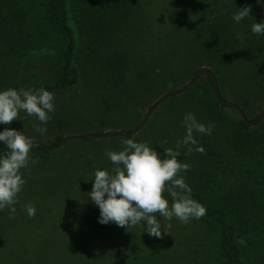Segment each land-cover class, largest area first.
<instances>
[{
  "label": "rangeland",
  "instance_id": "1",
  "mask_svg": "<svg viewBox=\"0 0 264 264\" xmlns=\"http://www.w3.org/2000/svg\"><path fill=\"white\" fill-rule=\"evenodd\" d=\"M256 1L264 12V0ZM38 2L0 0V91L43 88L53 94L55 111L41 125L47 128L43 136L34 130L39 121L23 111L19 120L0 124V131L5 127L21 131L44 148L55 147L59 142L51 145L56 136L82 138L49 151L47 159L44 151L31 150L30 158L38 163L21 169L25 183L13 205L15 213L7 207L0 210V264H84L91 259L90 253L109 259L101 260L103 264H214L198 219L184 224L175 217L169 221L157 216L161 238L148 235L143 221L142 226L127 230L111 222L100 224L99 208L88 196L94 172L110 171L113 165L105 151L122 150L121 141L129 138L116 135L86 141L84 137L133 130L157 100L186 86L201 69L214 75L222 100L241 109L248 121L258 117L264 112V43L252 33L251 25L264 21L260 11L236 0L232 6L238 10L250 7L251 12L239 23L233 22L232 35L204 39L198 35V39L191 24H200L208 0H132L128 18L119 23L122 30L107 44L102 43L100 31L88 30L96 17L84 16L85 28L80 29L83 22H75L79 81L70 88L51 91L46 86L57 78L58 46L36 28ZM6 24L13 28L8 31V42L17 48L4 54ZM19 29L30 35L23 38ZM114 52L125 55L129 62L124 84L118 87L97 73L104 58ZM215 97L214 88L202 74L191 87L162 99L130 138L146 142L163 158V149L176 150V141L185 135L187 113L205 126L213 124L202 110L216 102ZM223 111L236 121L241 119L232 106ZM263 126L264 121L252 124L251 129L258 134ZM193 135L202 148L203 143L218 151L222 148V138L214 131ZM179 151L178 160L190 165L179 175L192 193L193 172L199 168L201 153L186 154V146ZM164 197L172 203L167 191ZM27 204L34 205V218L27 215L23 207Z\"/></svg>",
  "mask_w": 264,
  "mask_h": 264
},
{
  "label": "trees",
  "instance_id": "2",
  "mask_svg": "<svg viewBox=\"0 0 264 264\" xmlns=\"http://www.w3.org/2000/svg\"><path fill=\"white\" fill-rule=\"evenodd\" d=\"M131 1L39 0V24L36 28L47 33L58 46L57 78L52 85L46 86L47 89H67L79 81V70L74 59L79 46L75 22H83L80 26L82 30L86 24L84 16L96 17L97 22L95 25L91 24L88 30L100 31L102 43L107 44L115 39L118 29L122 30L119 23L122 24V20L124 22L128 18ZM239 1L243 2V6H257L256 0ZM235 2L236 0H208L200 24H191L194 36L229 38L234 22L232 17L238 11L232 6ZM256 9L261 11L260 8ZM134 12L135 10L132 11ZM3 30L7 39H4L7 48L3 52L12 53L17 46L9 44L7 36L10 35L8 31L13 32V28L6 24ZM22 35L26 38L30 34L23 32ZM257 35L264 43V34ZM128 64L125 55L114 52L104 58L97 73L108 80L109 84L118 87L124 84ZM203 75L214 88L211 77ZM215 96L217 101L205 106L202 111L215 124L212 131L222 138V148L218 151L210 145L202 144L204 152L200 155L198 170L193 172L195 189L191 193L192 198L206 209V214L198 219L202 223V234L206 240L203 243L211 250L214 264H264V130L256 134L251 129L252 125L247 126L241 119L236 121L228 116L223 110L231 106L222 101L220 93H215ZM263 121L264 115L254 124L258 125ZM122 136L130 138V135ZM61 139L62 137L56 136L51 146ZM33 149L44 151L46 155L43 157L47 159L49 151L46 148L34 145ZM6 151V146L0 141V155ZM239 237L244 238L245 244L237 243ZM90 255L91 259L85 260L84 264H103V259L105 262L109 261L97 253Z\"/></svg>",
  "mask_w": 264,
  "mask_h": 264
},
{
  "label": "clouds",
  "instance_id": "3",
  "mask_svg": "<svg viewBox=\"0 0 264 264\" xmlns=\"http://www.w3.org/2000/svg\"><path fill=\"white\" fill-rule=\"evenodd\" d=\"M250 12V7H244L232 18L239 23L248 17ZM251 31L253 34H264V21L253 23ZM53 100V94L43 88L2 90L0 124L9 125L14 120H19V113L23 111L27 116L35 117L39 121V124L34 125V130L43 136L47 128L41 125H46L51 119L49 113L55 111ZM183 126L186 132L182 139L176 141V150L164 148L163 158L161 153L146 142H136L131 138L121 141L124 145L122 150L105 151L104 154L113 167L110 171L95 170L92 189L88 193L91 201L99 208L100 224L111 222L127 230L136 225L142 226L143 221L146 224L144 231L148 235L161 238V224L157 216L169 221L175 217L187 224L191 219H200L206 214V209L192 198L190 186L179 175L181 172H187L190 165L181 163L178 157L181 155V146H186V154L194 150L203 153L204 149L198 145L193 133L211 135L215 124L205 126L192 113H187ZM0 141L7 148V151L0 155V210L7 207L10 213H15L13 205L18 202V194L25 183L21 169L27 168L29 163H38V159L30 158L34 138L5 127L0 131ZM166 143V140L163 141L161 147ZM165 191L172 198L171 204L164 197ZM23 207L30 218L35 217L34 205L27 204ZM237 243L245 244L244 238L239 237Z\"/></svg>",
  "mask_w": 264,
  "mask_h": 264
},
{
  "label": "water",
  "instance_id": "4",
  "mask_svg": "<svg viewBox=\"0 0 264 264\" xmlns=\"http://www.w3.org/2000/svg\"><path fill=\"white\" fill-rule=\"evenodd\" d=\"M255 1V0H253ZM262 16L264 17V12L261 10L260 11ZM202 74H208L211 79H212V82H213V86H214V91L216 94H219V90H218V86H217V81L214 77V75L207 69H201L199 70L196 75L194 76V78H192L188 84L186 86H184L183 88H181L180 90L178 91H174V92H170L168 94H166L163 98H160L159 100H157V102H155V104L149 109V112L143 117V119L141 120V122L138 124V126L136 128H134L133 130L127 132V131H120V132H108V133H104V134H100V135H87L85 136V138L87 139H96V138H107V137H111V136H116V135H133L135 133H137L141 128L142 126L144 125V123L146 122L148 116L150 115V113L152 112V110L162 101V99L166 98V97H170L172 95H177L179 94L180 92H183L184 90H186L187 88L191 87L194 82L198 79V77ZM224 103H226L228 106H232L240 115L241 117V120L243 121V123L247 126L249 125H252L254 124L256 121L259 120L260 117H262L264 115V112H262L258 117H256L255 119L251 120V121H248L246 119V116L244 114V112L239 109V108H236L235 106H233L232 104L222 100ZM78 138H82V137H66L64 139H62L55 147H52V148H46L47 151H51V150H55L56 148H58L62 143L66 142V141H72V140H76ZM35 146H41L37 143H34Z\"/></svg>",
  "mask_w": 264,
  "mask_h": 264
},
{
  "label": "flooded vegetation",
  "instance_id": "5",
  "mask_svg": "<svg viewBox=\"0 0 264 264\" xmlns=\"http://www.w3.org/2000/svg\"><path fill=\"white\" fill-rule=\"evenodd\" d=\"M256 8H260V7L257 5Z\"/></svg>",
  "mask_w": 264,
  "mask_h": 264
},
{
  "label": "crops",
  "instance_id": "6",
  "mask_svg": "<svg viewBox=\"0 0 264 264\" xmlns=\"http://www.w3.org/2000/svg\"><path fill=\"white\" fill-rule=\"evenodd\" d=\"M5 251H6V253H7L8 250L5 249Z\"/></svg>",
  "mask_w": 264,
  "mask_h": 264
}]
</instances>
